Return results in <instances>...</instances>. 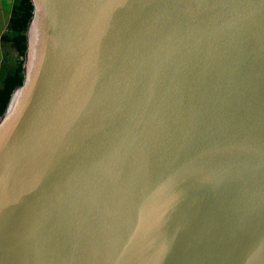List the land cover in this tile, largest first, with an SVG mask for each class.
Returning a JSON list of instances; mask_svg holds the SVG:
<instances>
[{"label": "water", "instance_id": "95a60500", "mask_svg": "<svg viewBox=\"0 0 264 264\" xmlns=\"http://www.w3.org/2000/svg\"><path fill=\"white\" fill-rule=\"evenodd\" d=\"M30 1L0 264H264V0Z\"/></svg>", "mask_w": 264, "mask_h": 264}, {"label": "trees", "instance_id": "16d2710c", "mask_svg": "<svg viewBox=\"0 0 264 264\" xmlns=\"http://www.w3.org/2000/svg\"><path fill=\"white\" fill-rule=\"evenodd\" d=\"M32 10L30 0H0V28L5 26L1 37L3 47L0 49V115L12 90L23 80L25 30Z\"/></svg>", "mask_w": 264, "mask_h": 264}, {"label": "crops", "instance_id": "0c3cea01", "mask_svg": "<svg viewBox=\"0 0 264 264\" xmlns=\"http://www.w3.org/2000/svg\"><path fill=\"white\" fill-rule=\"evenodd\" d=\"M5 22V21H4ZM3 22V23H4ZM4 31H5V26L4 27H1L0 28V49H2V42H1V37H2V35H3V33H4ZM1 52V51H0Z\"/></svg>", "mask_w": 264, "mask_h": 264}]
</instances>
